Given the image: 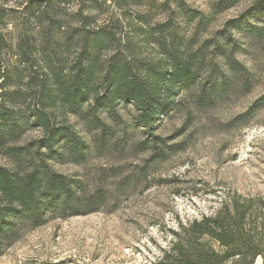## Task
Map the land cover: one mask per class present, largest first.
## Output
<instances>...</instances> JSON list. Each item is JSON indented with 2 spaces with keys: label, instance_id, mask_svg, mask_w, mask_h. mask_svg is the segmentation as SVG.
Wrapping results in <instances>:
<instances>
[{
  "label": "trees",
  "instance_id": "16d2710c",
  "mask_svg": "<svg viewBox=\"0 0 264 264\" xmlns=\"http://www.w3.org/2000/svg\"><path fill=\"white\" fill-rule=\"evenodd\" d=\"M86 1L29 0L22 9L0 4V155L10 163L0 165V256L24 229L49 217L86 215L105 203L104 189L88 192L52 168V162L81 164L88 157L89 144L70 116L104 147L113 133L108 120L120 123L118 105L130 104L137 125L151 138L146 150L160 158L163 139L154 134V125L171 106L188 99L195 108L212 107L234 76L240 88H251L249 70L235 57L239 47L232 31L260 38L264 0H251L224 29L201 42L178 32L174 15L182 22L198 17L197 27L204 21L185 0H162L154 21L136 11L121 24L94 21ZM109 1L126 17L127 0ZM242 1L213 0L209 8L219 14ZM130 35L152 45L153 57L134 49L133 41L122 44ZM262 106L264 95L239 118ZM172 235L153 264H254L258 257L264 264V199L237 196Z\"/></svg>",
  "mask_w": 264,
  "mask_h": 264
},
{
  "label": "rangeland",
  "instance_id": "374dc122",
  "mask_svg": "<svg viewBox=\"0 0 264 264\" xmlns=\"http://www.w3.org/2000/svg\"><path fill=\"white\" fill-rule=\"evenodd\" d=\"M28 1L0 0V4L22 9ZM96 1H86L94 21L121 24L135 17L136 11H144L151 21L158 19L157 5L162 0H127L126 17L109 0ZM185 1L203 13L204 21L197 27L198 17L182 22L180 14L174 15L178 32L185 39L195 35L198 42L224 29L226 21L251 3L243 0L235 8L212 14L213 0ZM259 16L264 27V15ZM9 31L13 32L11 27ZM232 33L239 47L235 57L251 74L250 90L240 88L234 76L212 107L198 109L188 99L171 106L154 125V134L163 139L158 143L164 151L160 158L146 150L151 138L137 125L136 109L130 104L118 105L120 123L108 120L113 133L104 147L70 116L75 130L89 144L88 157L81 164L52 162V168L77 179L88 192L104 189L107 199L86 215L49 217L37 228L24 229L0 256V264H153L168 249L172 231L180 225L213 215L237 196L264 199V106L239 118L264 95V34L258 38ZM127 40L143 56L153 57L152 45L132 35L124 37L122 44ZM144 139L149 141L139 144ZM0 165L10 163L0 155ZM254 264H262L261 257Z\"/></svg>",
  "mask_w": 264,
  "mask_h": 264
}]
</instances>
